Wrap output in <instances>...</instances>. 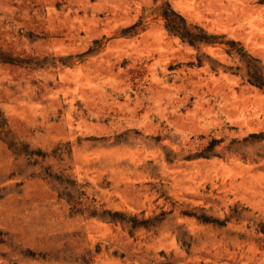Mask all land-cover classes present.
Here are the masks:
<instances>
[{
	"label": "rangeland",
	"instance_id": "rangeland-1",
	"mask_svg": "<svg viewBox=\"0 0 264 264\" xmlns=\"http://www.w3.org/2000/svg\"><path fill=\"white\" fill-rule=\"evenodd\" d=\"M0 264H264V0H0Z\"/></svg>",
	"mask_w": 264,
	"mask_h": 264
}]
</instances>
